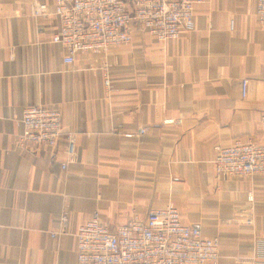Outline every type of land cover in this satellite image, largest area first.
<instances>
[{
  "label": "crops",
  "instance_id": "1",
  "mask_svg": "<svg viewBox=\"0 0 264 264\" xmlns=\"http://www.w3.org/2000/svg\"><path fill=\"white\" fill-rule=\"evenodd\" d=\"M54 1L0 0V264H76L75 232L93 212L113 227L167 204L219 238L216 264H264V174L218 180L211 162L217 145L264 141L255 0H206L176 38L140 26L129 43L78 50L72 63L52 42ZM27 105L60 110L56 147L16 144ZM69 133L75 156L63 169ZM243 208L252 224L234 220Z\"/></svg>",
  "mask_w": 264,
  "mask_h": 264
},
{
  "label": "built area",
  "instance_id": "2",
  "mask_svg": "<svg viewBox=\"0 0 264 264\" xmlns=\"http://www.w3.org/2000/svg\"><path fill=\"white\" fill-rule=\"evenodd\" d=\"M206 0H55L59 29L52 42L64 49L63 61L72 63L78 50L104 52L112 45L129 43L133 30L146 29L160 41L173 39L194 28L195 5ZM45 11L34 6L33 14ZM255 16L264 30V0H255ZM247 79L241 81V94ZM264 137V112L260 118ZM145 128L138 129V134ZM62 133L61 112L54 106L27 105L22 109L16 144L29 150L56 147ZM214 176L252 177L264 174V141L236 139L214 147ZM64 169L75 156L74 135L65 144ZM234 220L253 222L251 208L235 209ZM64 222L66 213L59 216ZM76 264H216L219 238L202 234L199 223H184L178 209L167 204L150 209L145 217L132 216L113 227L103 223L97 212L80 223L75 232Z\"/></svg>",
  "mask_w": 264,
  "mask_h": 264
}]
</instances>
